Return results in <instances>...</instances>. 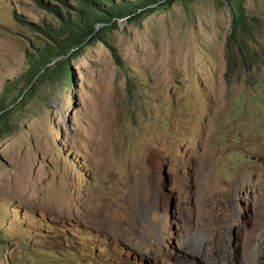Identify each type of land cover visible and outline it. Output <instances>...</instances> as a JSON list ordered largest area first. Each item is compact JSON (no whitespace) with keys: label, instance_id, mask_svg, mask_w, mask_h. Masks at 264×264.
<instances>
[{"label":"rangeland","instance_id":"1","mask_svg":"<svg viewBox=\"0 0 264 264\" xmlns=\"http://www.w3.org/2000/svg\"><path fill=\"white\" fill-rule=\"evenodd\" d=\"M244 7V52L229 0H173L21 95L50 40L36 26L79 4L0 0V96L20 97L0 137V264H264V0Z\"/></svg>","mask_w":264,"mask_h":264},{"label":"trees","instance_id":"2","mask_svg":"<svg viewBox=\"0 0 264 264\" xmlns=\"http://www.w3.org/2000/svg\"><path fill=\"white\" fill-rule=\"evenodd\" d=\"M79 4L78 11L73 18L63 17V22L57 27L49 25L41 28L50 40L43 39V46L40 52L30 56V67L24 74L22 80L25 81L24 87L20 88L21 95L34 91L36 82H45L61 78H71V68L69 65L70 57L75 56V52L80 51L87 40H98L106 30L117 25L121 18L130 20L142 16L145 12L153 10L154 7L164 6L173 0H142L140 4L122 0H105L111 2L110 5H104L100 0H76ZM184 1V0H183ZM221 1V0H217ZM233 8L234 23L239 28V36L244 43H239L241 52L246 48L248 29L245 24L244 0H229ZM48 5V4H47ZM103 25L99 31V26ZM240 57L244 60V57ZM71 53V54H70ZM234 61L229 62V66ZM21 82V81H20ZM19 82V83H20ZM17 83V84H19ZM14 88H17L15 86ZM6 94L0 96V137L14 130V125L10 122L9 116L13 111L15 103L20 97L5 103Z\"/></svg>","mask_w":264,"mask_h":264}]
</instances>
